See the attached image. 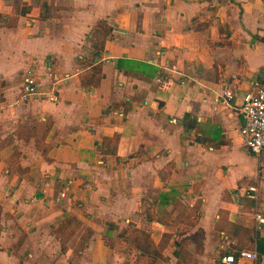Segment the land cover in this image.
Masks as SVG:
<instances>
[{
	"label": "crops",
	"instance_id": "1",
	"mask_svg": "<svg viewBox=\"0 0 264 264\" xmlns=\"http://www.w3.org/2000/svg\"><path fill=\"white\" fill-rule=\"evenodd\" d=\"M14 1L0 0V264H264V153L238 133L264 73V0ZM26 68L55 101H17Z\"/></svg>",
	"mask_w": 264,
	"mask_h": 264
},
{
	"label": "built area",
	"instance_id": "2",
	"mask_svg": "<svg viewBox=\"0 0 264 264\" xmlns=\"http://www.w3.org/2000/svg\"><path fill=\"white\" fill-rule=\"evenodd\" d=\"M33 98L55 101L57 94L55 93V87L52 86L48 91L39 89L35 72L30 68H26L21 74L17 101L25 103ZM219 99L222 104L229 105L231 92L228 90L222 91ZM238 112L242 121L238 133L243 140L244 146L253 155L258 156L264 153V73L253 79L249 87L241 94ZM171 121L173 122L174 120ZM258 172H260V169ZM243 194L256 200L257 187L250 184L244 189ZM62 195L63 193H60V196ZM252 218L256 226L260 227L264 225V214L256 206L254 207ZM236 258L255 261L256 253L254 251L238 250ZM218 261L220 264H232L235 261V257L231 254L222 255Z\"/></svg>",
	"mask_w": 264,
	"mask_h": 264
},
{
	"label": "trees",
	"instance_id": "3",
	"mask_svg": "<svg viewBox=\"0 0 264 264\" xmlns=\"http://www.w3.org/2000/svg\"><path fill=\"white\" fill-rule=\"evenodd\" d=\"M16 4V1L13 0V4ZM26 7L21 8V13H24ZM108 29L103 26V21L99 20L96 23L95 28L91 31L90 46L92 50V55L95 56L102 50V42L105 38L109 37ZM91 79L89 80V83Z\"/></svg>",
	"mask_w": 264,
	"mask_h": 264
}]
</instances>
